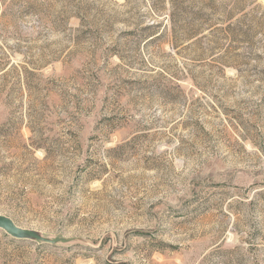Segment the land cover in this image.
Returning a JSON list of instances; mask_svg holds the SVG:
<instances>
[{"label":"rangeland","instance_id":"1","mask_svg":"<svg viewBox=\"0 0 264 264\" xmlns=\"http://www.w3.org/2000/svg\"><path fill=\"white\" fill-rule=\"evenodd\" d=\"M0 264H264V0H0Z\"/></svg>","mask_w":264,"mask_h":264},{"label":"water","instance_id":"2","mask_svg":"<svg viewBox=\"0 0 264 264\" xmlns=\"http://www.w3.org/2000/svg\"><path fill=\"white\" fill-rule=\"evenodd\" d=\"M8 221L7 219L3 218V217H0V228H3V229H6L8 230L9 229V225H8Z\"/></svg>","mask_w":264,"mask_h":264}]
</instances>
